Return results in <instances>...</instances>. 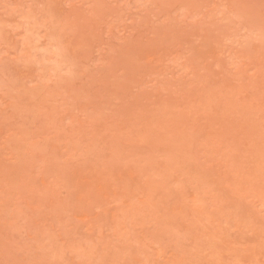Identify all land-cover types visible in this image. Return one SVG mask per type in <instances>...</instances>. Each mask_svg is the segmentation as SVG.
<instances>
[{"label": "rangeland", "instance_id": "1", "mask_svg": "<svg viewBox=\"0 0 264 264\" xmlns=\"http://www.w3.org/2000/svg\"><path fill=\"white\" fill-rule=\"evenodd\" d=\"M0 264H264V0H0Z\"/></svg>", "mask_w": 264, "mask_h": 264}]
</instances>
